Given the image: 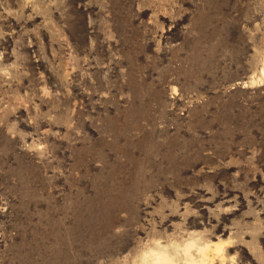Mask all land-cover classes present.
<instances>
[{"label": "rangeland", "instance_id": "1", "mask_svg": "<svg viewBox=\"0 0 264 264\" xmlns=\"http://www.w3.org/2000/svg\"><path fill=\"white\" fill-rule=\"evenodd\" d=\"M263 60L264 0H0V264H264Z\"/></svg>", "mask_w": 264, "mask_h": 264}, {"label": "bare ground", "instance_id": "2", "mask_svg": "<svg viewBox=\"0 0 264 264\" xmlns=\"http://www.w3.org/2000/svg\"><path fill=\"white\" fill-rule=\"evenodd\" d=\"M258 78V82H264V60L262 61V69ZM254 83L255 80H252L251 84ZM243 85L247 87L246 83H243ZM211 245L209 243L200 245L196 239L190 238L184 245H172L174 247L172 253L168 251L167 247L157 245L155 250L142 251L139 255V264H211L212 260L206 254ZM193 248L196 251V257L191 254V249ZM220 248L218 247L217 249Z\"/></svg>", "mask_w": 264, "mask_h": 264}]
</instances>
